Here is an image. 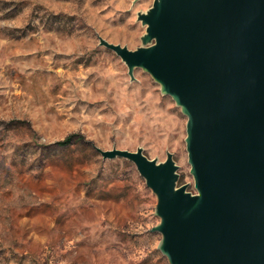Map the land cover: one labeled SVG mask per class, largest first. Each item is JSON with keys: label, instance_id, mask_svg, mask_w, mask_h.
Returning a JSON list of instances; mask_svg holds the SVG:
<instances>
[{"label": "rangeland", "instance_id": "1", "mask_svg": "<svg viewBox=\"0 0 264 264\" xmlns=\"http://www.w3.org/2000/svg\"><path fill=\"white\" fill-rule=\"evenodd\" d=\"M153 2L0 0V264H169L156 194L96 149L172 152L196 192L187 116L99 41L141 46Z\"/></svg>", "mask_w": 264, "mask_h": 264}, {"label": "water", "instance_id": "2", "mask_svg": "<svg viewBox=\"0 0 264 264\" xmlns=\"http://www.w3.org/2000/svg\"><path fill=\"white\" fill-rule=\"evenodd\" d=\"M138 20L141 46L100 45L187 116L196 192L178 185L172 152L159 162L142 147L97 151L133 161L156 194L152 231L169 264H264V0H154Z\"/></svg>", "mask_w": 264, "mask_h": 264}, {"label": "trees", "instance_id": "3", "mask_svg": "<svg viewBox=\"0 0 264 264\" xmlns=\"http://www.w3.org/2000/svg\"><path fill=\"white\" fill-rule=\"evenodd\" d=\"M69 139L67 140H63V141H59L60 144H66L68 142Z\"/></svg>", "mask_w": 264, "mask_h": 264}]
</instances>
